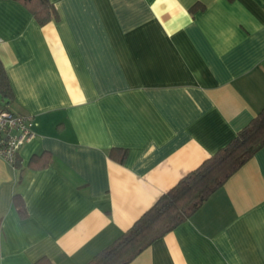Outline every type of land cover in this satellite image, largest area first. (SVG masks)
Returning <instances> with one entry per match:
<instances>
[{
    "label": "crops",
    "instance_id": "obj_1",
    "mask_svg": "<svg viewBox=\"0 0 264 264\" xmlns=\"http://www.w3.org/2000/svg\"><path fill=\"white\" fill-rule=\"evenodd\" d=\"M50 1L39 23L0 0L34 123L19 164L0 157V264L90 260L264 108V0ZM126 264H264V146Z\"/></svg>",
    "mask_w": 264,
    "mask_h": 264
},
{
    "label": "trees",
    "instance_id": "obj_2",
    "mask_svg": "<svg viewBox=\"0 0 264 264\" xmlns=\"http://www.w3.org/2000/svg\"><path fill=\"white\" fill-rule=\"evenodd\" d=\"M32 12L39 23L56 17L57 11L50 0H18ZM11 87L0 60V99L11 106ZM264 146V108L252 117L228 143L218 148L145 210L117 238L95 253L83 264H126L179 222L190 216L202 202L217 189L242 163ZM48 154L43 151L29 160L31 166H41ZM18 155L16 156L15 165ZM13 204L20 217L27 215L20 195L13 196ZM1 221V216H0ZM37 264H42L38 260Z\"/></svg>",
    "mask_w": 264,
    "mask_h": 264
},
{
    "label": "built area",
    "instance_id": "obj_3",
    "mask_svg": "<svg viewBox=\"0 0 264 264\" xmlns=\"http://www.w3.org/2000/svg\"><path fill=\"white\" fill-rule=\"evenodd\" d=\"M33 118L0 99V157L15 166L18 150L33 135Z\"/></svg>",
    "mask_w": 264,
    "mask_h": 264
}]
</instances>
